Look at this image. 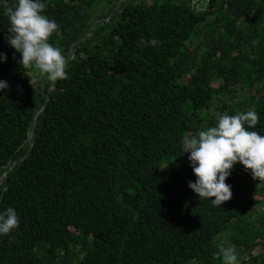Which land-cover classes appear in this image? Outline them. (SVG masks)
<instances>
[{
  "label": "trees",
  "instance_id": "trees-1",
  "mask_svg": "<svg viewBox=\"0 0 264 264\" xmlns=\"http://www.w3.org/2000/svg\"><path fill=\"white\" fill-rule=\"evenodd\" d=\"M43 2L56 82L20 65L0 0V211L20 218L0 264H223L231 245L264 264V181L237 163L214 206L182 148L222 115L255 111L264 135V0Z\"/></svg>",
  "mask_w": 264,
  "mask_h": 264
},
{
  "label": "clouds",
  "instance_id": "clouds-1",
  "mask_svg": "<svg viewBox=\"0 0 264 264\" xmlns=\"http://www.w3.org/2000/svg\"><path fill=\"white\" fill-rule=\"evenodd\" d=\"M43 0H16L14 6L5 5V14L10 20L7 43L22 55L19 60L26 69L36 68L47 79L56 82L68 78L67 59L62 51L50 43V38L59 29L54 19L44 14ZM143 46H155L159 41H141ZM7 54L0 53V62H7ZM10 86L0 80V92ZM259 123L255 111L237 115H222L215 126L201 130L198 136L182 140L184 153L197 179L189 182V188L200 200L210 199L220 207L233 197L232 186L226 181L237 163L250 170L253 179L264 181V135L249 129ZM247 125V127L245 126ZM214 198V199H213ZM20 218L16 209L8 207L0 211V236L18 230ZM223 264H239L235 245L223 246L218 253Z\"/></svg>",
  "mask_w": 264,
  "mask_h": 264
},
{
  "label": "built area",
  "instance_id": "built-area-1",
  "mask_svg": "<svg viewBox=\"0 0 264 264\" xmlns=\"http://www.w3.org/2000/svg\"><path fill=\"white\" fill-rule=\"evenodd\" d=\"M211 0H193V4L198 9L205 10L209 7Z\"/></svg>",
  "mask_w": 264,
  "mask_h": 264
},
{
  "label": "water",
  "instance_id": "water-1",
  "mask_svg": "<svg viewBox=\"0 0 264 264\" xmlns=\"http://www.w3.org/2000/svg\"><path fill=\"white\" fill-rule=\"evenodd\" d=\"M36 123H37V119L35 120V125H36ZM34 135V134H33Z\"/></svg>",
  "mask_w": 264,
  "mask_h": 264
}]
</instances>
